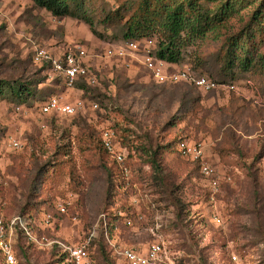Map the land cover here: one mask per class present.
I'll use <instances>...</instances> for the list:
<instances>
[{
	"label": "rangeland",
	"instance_id": "374dc122",
	"mask_svg": "<svg viewBox=\"0 0 264 264\" xmlns=\"http://www.w3.org/2000/svg\"><path fill=\"white\" fill-rule=\"evenodd\" d=\"M103 1L106 11L117 9L118 0ZM240 1L220 37L178 64L164 62L168 72L217 84L204 92L157 83L139 61L144 47L123 60L106 57L121 44L114 39L120 23L114 31L29 0H0V80L31 84L34 93L23 103L0 97V222L19 264H72L57 242L84 245L94 264H118L114 245L144 252L154 243L163 249L160 264H264V68L224 75L218 53L225 37L246 31L260 0ZM253 34L246 41L264 54V32ZM75 46L87 52L81 65L94 79L84 90L81 80L68 89L33 62L36 49L60 57ZM51 96L82 99L84 109L42 115ZM180 140L201 146L202 159L180 154Z\"/></svg>",
	"mask_w": 264,
	"mask_h": 264
},
{
	"label": "trees",
	"instance_id": "16d2710c",
	"mask_svg": "<svg viewBox=\"0 0 264 264\" xmlns=\"http://www.w3.org/2000/svg\"><path fill=\"white\" fill-rule=\"evenodd\" d=\"M29 1L54 16L80 20L89 26L100 21L114 30L120 23L119 31L114 30L116 42H142L154 38V56L170 64L180 63L192 49L220 37L225 22L242 3L240 0H118L117 9L106 11L103 0ZM261 19H264V0L259 1L245 23L243 29L246 31L223 40L218 53L222 54L221 71L224 75L233 77L234 73H248L260 65L264 68V54H259L258 48L245 39L253 33L256 37V31L264 32ZM241 35L247 36L241 38ZM196 59V65L200 67L202 62ZM87 85L81 79L77 87L84 90ZM29 86L31 84L0 80V97L8 96L23 103L34 95ZM150 163L154 172L160 175V166L154 155Z\"/></svg>",
	"mask_w": 264,
	"mask_h": 264
},
{
	"label": "built area",
	"instance_id": "2783aa9c",
	"mask_svg": "<svg viewBox=\"0 0 264 264\" xmlns=\"http://www.w3.org/2000/svg\"><path fill=\"white\" fill-rule=\"evenodd\" d=\"M151 40H145L142 42L125 41L119 45L109 47L105 51V56L109 58H117L120 60L125 59L127 56H131L136 52H140V48L144 47L145 51L139 59L142 66L147 70L150 76L159 84H176L180 82L192 84L194 87L208 92L217 87L214 81L209 80L204 76L196 77L188 70H178L168 72L165 67V63L162 60L157 59L154 56V52L151 51ZM136 53V54H137ZM87 57V52L75 46L74 49L66 50L60 57H53L44 48H39L34 51L33 62L45 63L52 69L53 72L59 74L65 86L70 89L73 88L74 83L78 80L84 79L87 84H93L94 79L88 78V71L81 65V61ZM129 65L128 62L124 63ZM84 101L77 99L72 102L63 101L61 97L51 96L40 104L39 111L42 115L51 116H74L84 109ZM95 107V105H94ZM105 146L109 150V138L108 133H104ZM13 148H19L17 142H12ZM177 150L183 156L189 158L193 162H198L202 158L201 146L190 145L185 141H179L177 143ZM118 161L122 160L119 155L116 157ZM200 173L206 178H210L209 183L212 188L217 187L216 180H214L213 170L203 165L200 168ZM213 178H212V177ZM63 210V209H61ZM13 220H19L18 218ZM63 253L67 254L69 261L72 264H94L88 259V253L84 245L67 247L65 244L58 243ZM114 253L117 255L118 264H160V256L163 253L162 246L159 243L150 244L144 252L134 250L132 248L115 247ZM0 256L2 264H19L12 249L11 243L7 240L4 234L2 224L0 222Z\"/></svg>",
	"mask_w": 264,
	"mask_h": 264
}]
</instances>
